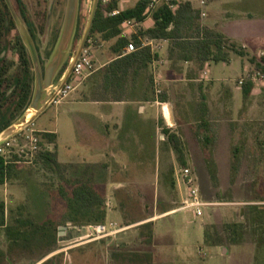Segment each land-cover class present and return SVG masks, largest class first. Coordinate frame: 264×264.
<instances>
[{
  "label": "rangeland",
  "instance_id": "374dc122",
  "mask_svg": "<svg viewBox=\"0 0 264 264\" xmlns=\"http://www.w3.org/2000/svg\"><path fill=\"white\" fill-rule=\"evenodd\" d=\"M95 1L78 0L72 40L54 82L65 64L68 63L67 69L70 67L88 29ZM135 1L121 0V6ZM191 1L195 7H202L201 0ZM207 1L209 5L203 8L209 12L211 20L210 7L214 0ZM68 4L69 0H55L49 13V0H0V12L5 17V27L0 24V57L10 65L5 78H0V146L13 140L20 131L29 133L34 129L40 139V151L34 159L24 154L18 159L20 163L10 164L11 176L6 184L0 185V205L4 203L7 226L12 227L20 220L37 224L51 222L58 238L51 246L18 248L11 244L6 228L0 227V251L5 252L0 264H264V253L259 252L253 232H247L240 244L233 245L225 231L227 225L244 218L243 207L264 205V72L256 66L264 58L262 47L251 49L246 67L236 54L232 55L229 65L212 64L210 79L226 80L216 84L218 87L230 85L239 98L222 95L219 100L224 110L213 111L207 121L200 122L198 117L180 118L176 135L181 152L171 143L176 163L160 183L163 190L158 197H153L150 187L142 188L129 181L132 175L128 176L129 180L112 175L106 183L111 195L106 231H89L82 238L59 241L60 227H87L70 223L69 207L61 189L71 193L79 182H90L95 187L93 181L85 179L92 168L80 164L78 157L82 154L84 140L77 132L76 117L71 116L70 107L51 104L37 113L30 109L31 101L25 109L19 108L22 86H17L16 80L25 78L30 82L33 100L37 73L44 77L58 54ZM92 40L93 56L101 57L106 49L102 47L103 42L96 37ZM22 45L31 63L28 77L19 57ZM106 54L109 58L108 51ZM86 80L80 87L86 86L82 91L91 97L93 83L88 86L89 80ZM248 82L254 84V96L243 100L242 88ZM47 99L45 94L39 108L45 107ZM26 116L30 123L19 126ZM12 126H17L15 134L3 137ZM44 132L58 134L56 148L55 143L43 139ZM45 149L57 152L59 161L66 163L65 168L43 163L39 156ZM148 168L150 172L155 170L154 166ZM184 168H189L196 177L202 199L214 204L204 208L201 216L193 209L180 210L189 198L181 174ZM140 219L143 221L133 223ZM148 222L153 223L151 240L138 228ZM207 235H212L222 245L211 246Z\"/></svg>",
  "mask_w": 264,
  "mask_h": 264
},
{
  "label": "crops",
  "instance_id": "0c3cea01",
  "mask_svg": "<svg viewBox=\"0 0 264 264\" xmlns=\"http://www.w3.org/2000/svg\"><path fill=\"white\" fill-rule=\"evenodd\" d=\"M138 1L122 7L120 0L118 9L122 11L132 8ZM151 1L153 7L149 8L146 20L138 24L133 22L131 26H121V37L131 40L153 26V11L165 3V0ZM175 1L191 2L193 5L191 0ZM200 4V8L193 6L201 12L202 26L221 33L242 47L246 55L238 56L242 58L245 67L248 53H252L253 47L264 49V0H214L210 7L213 13L211 20L209 12L203 8L209 5L208 1L201 0ZM220 6L227 8L222 10ZM202 13H205V16H202ZM140 39L142 43H147L159 58L151 64L147 75L140 74L130 79L126 86V96L121 101H96L83 93L82 90L86 86L82 89L79 86L58 104L68 105L71 116L76 117L77 132L84 140V148L78 158L80 164L92 168L85 175V179L93 181L96 189L105 197L107 218L110 215L108 198H111V195L106 183H109L112 175L122 176L126 180L132 175L133 178L129 181L138 183L142 188L150 187L153 197H158L163 190L160 183L167 178L168 171H172L176 163L175 149L168 141V135L178 134L176 127L180 118L198 117L200 122L207 121L213 111L224 110L225 106L221 105L219 100L222 95L235 100L239 98L237 91L230 85L222 84L218 87L216 84L226 80L210 79L212 64L229 65L234 53L227 63L209 62L200 69L192 62L172 61L169 57L170 41L147 37ZM102 42V47L106 49L101 57L99 54L93 56L96 71L87 79L88 86L98 78L99 71L114 59L111 47L115 40ZM107 51L109 58L106 56ZM70 68L71 65L66 71L69 72ZM148 76L153 78V88H148ZM93 89L95 85L92 84L90 91ZM254 92L255 88L248 100H251ZM160 95L166 96V102L158 99ZM54 134L56 148L58 134ZM56 154L58 163L65 165L66 163L59 161L57 152ZM151 166L155 167L154 172H150L148 167ZM173 176L175 179L176 171Z\"/></svg>",
  "mask_w": 264,
  "mask_h": 264
},
{
  "label": "trees",
  "instance_id": "16d2710c",
  "mask_svg": "<svg viewBox=\"0 0 264 264\" xmlns=\"http://www.w3.org/2000/svg\"><path fill=\"white\" fill-rule=\"evenodd\" d=\"M118 4L119 1H114L108 5L99 2L94 24L88 38L90 40L92 37H96L101 41L115 40L111 47L114 59L99 71L98 78L93 81L95 89L91 93V98L96 101L106 99L121 101L126 96V86L130 79L138 77L140 74L147 75L151 64L158 60V54L153 53L150 47H143L140 38L147 37L170 41L169 57L172 61L192 62L200 69L204 68L209 62L227 63L230 61L232 53L242 57L246 55L242 47L237 46L221 33L203 27L201 12L194 8L191 2L178 3L173 0L172 4L177 5L175 10L171 9L166 3L159 5L152 14L154 20L152 27L140 33L139 36H134L131 40L123 38L121 37L122 24L127 21L144 22L152 1L139 0L134 7L122 10L119 15H110L118 9ZM131 42L135 44L138 50L124 55V49ZM19 57L28 77L31 63L24 45L19 50ZM253 61L255 60L253 59ZM67 66L68 63L61 69L58 76L67 70ZM256 66L264 72V58L260 63H256ZM147 79L148 88H153L152 76H148ZM16 85L22 86L17 106L25 109L32 101V86L25 78L16 80ZM242 89L246 100L251 95L254 84L248 82ZM158 99L161 102L167 100L164 95H160ZM42 134L43 139L48 143L56 142V134L47 132ZM168 141L173 144L178 152H181L179 148L180 140L176 134H169ZM39 159L49 167L65 168L64 165L58 163L56 152L48 149L40 153ZM182 163L185 164L184 161ZM11 169L12 167L7 165L4 158L0 156V185L7 183L11 176ZM172 186H175L174 181ZM61 195L69 207L70 223L80 226L105 225L107 219L106 199L90 182L77 183L71 193L62 188ZM242 210L245 214L244 218L225 227L228 241L233 245H238L243 241L247 232L251 231L256 237L255 243L259 252L264 253V205H248L243 207ZM137 222L139 221H133V223ZM51 226V222L37 224L28 220H20L12 227L7 226L4 203L0 205V227L6 228L7 236L13 247L28 248L33 245L51 246L55 244L58 238ZM138 228L143 233H147L150 240L152 239V222L139 225ZM207 243L211 246L222 245L220 241L212 238V235H207ZM4 257L5 252L0 251V261Z\"/></svg>",
  "mask_w": 264,
  "mask_h": 264
},
{
  "label": "built area",
  "instance_id": "2783aa9c",
  "mask_svg": "<svg viewBox=\"0 0 264 264\" xmlns=\"http://www.w3.org/2000/svg\"><path fill=\"white\" fill-rule=\"evenodd\" d=\"M100 1L104 5H108L114 1L120 0ZM172 1L173 0H165V3L168 4L171 9L175 10L177 8V5L172 4ZM202 5H205L204 1L202 2ZM151 7H153V5H151ZM120 12L121 11L119 9H116L110 15L116 16L119 15ZM202 16H205V13H202ZM132 24L133 22L127 21L123 23L122 26H131ZM124 36L126 37V35ZM93 46L94 41L92 39L88 40L78 58L76 59V56L72 58V71L70 76L68 77L69 72L66 71L58 78L57 82H53V84L46 90L48 99L46 100L45 104H60L96 71L93 61ZM142 46L148 47L149 45L147 43H142ZM137 50L138 48L133 42H131L124 49V55L133 53ZM240 84L242 85L243 81H240ZM29 123L30 120L27 117V124ZM19 137H21V141H19ZM21 142L23 143L21 144ZM15 148H18L16 149V152L14 151ZM39 151L40 139L37 137V133L34 129L30 130L29 133H22V131H20L13 140L6 141L3 145L0 146V156L4 158L7 165H10L12 163H20L18 159L22 158L24 154L29 155L34 159V157L38 155ZM181 174L183 176L184 183L189 190V198L183 202V206L180 210L193 209L196 211V214L198 216H201L203 214L204 208L214 206V204L208 203L202 199L197 179L189 168L182 169ZM87 229L92 232H104L106 231V226H87Z\"/></svg>",
  "mask_w": 264,
  "mask_h": 264
},
{
  "label": "water",
  "instance_id": "95a60500",
  "mask_svg": "<svg viewBox=\"0 0 264 264\" xmlns=\"http://www.w3.org/2000/svg\"><path fill=\"white\" fill-rule=\"evenodd\" d=\"M99 1L96 0L94 4L93 13L91 16V20L88 26V29L84 35L83 41L80 45L79 51L76 55V59L81 54V51L84 49L90 32L92 30L94 19L96 17V13L99 7ZM55 0H49V13L51 12ZM77 12H78V0H69L68 4V11L67 16L65 20L64 29L61 35L60 43H59V50L58 54L55 57V59L52 61V63L47 67L45 71V76L43 77L40 72L37 73V80H36V90L35 94L31 103V108L35 110L37 113H41L49 104H45L44 108H39V104L43 99V96L46 94V90L53 84L54 79L57 75L59 66L61 64L63 54L68 49L69 44L72 40V36L74 33L75 25H76V19H77ZM72 71V67L69 70L68 77L70 76ZM27 124V116L25 118V122L22 123L19 126ZM15 128L17 126L10 127L5 133L3 134V137L7 138L8 136H11L12 134H15L16 131ZM89 230L87 227H68V226H62L59 228V241H72L75 239L82 238L83 236L88 235Z\"/></svg>",
  "mask_w": 264,
  "mask_h": 264
},
{
  "label": "flooded vegetation",
  "instance_id": "af4514ba",
  "mask_svg": "<svg viewBox=\"0 0 264 264\" xmlns=\"http://www.w3.org/2000/svg\"><path fill=\"white\" fill-rule=\"evenodd\" d=\"M2 12V11H1ZM0 12V24L3 23V26L5 27V17H3L2 13ZM25 47V46H24ZM2 52V49H0V53ZM10 65H6V60L4 57H0V78H5L6 73L9 71ZM2 84V82H1Z\"/></svg>",
  "mask_w": 264,
  "mask_h": 264
}]
</instances>
